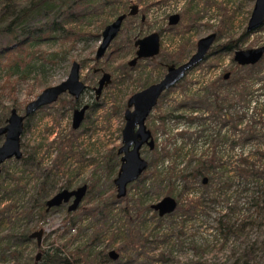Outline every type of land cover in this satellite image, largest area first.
Here are the masks:
<instances>
[{"label": "rangeland", "instance_id": "obj_1", "mask_svg": "<svg viewBox=\"0 0 264 264\" xmlns=\"http://www.w3.org/2000/svg\"><path fill=\"white\" fill-rule=\"evenodd\" d=\"M255 1L108 0L104 7L86 18L83 23L75 24L79 28H84L89 34L84 40L73 43L53 38L44 39L39 45L29 47L28 51L30 50L34 54L29 59L30 62L27 60L29 66L20 67V71L14 73L10 67L6 68L0 64V122L4 116H9L11 108L15 107L20 114H24L25 106L35 99L42 90L63 82L70 74L74 61L81 63V80L88 85L81 97L82 104H92L96 101L94 88L98 86V80L103 72L111 74V83L103 89L102 95L97 101L100 107L94 111H87V118L74 134L72 142L74 143V154H68L65 161L63 159L64 166L59 170L54 166L55 172L59 174L57 179L60 185L51 196L68 184L72 185L70 189H77L84 184L89 186V192L86 193L80 208L71 214L72 218L70 219L72 220L67 223L65 231L62 225L67 218L69 204L58 207L56 211L51 212L46 219L42 220L37 216V212H32L27 205L23 214L25 218L19 223L16 230H27L31 234L39 229H45L43 243L38 246V241L34 238L31 239L32 242L26 244L17 243V241L12 242L13 245L1 246L0 244V264L38 263L52 243L59 246L68 245L69 252L79 248L82 250L81 257L84 258L90 251L96 253L105 250L110 253L116 250L119 256L116 260L111 259L112 262L109 264H231L237 257L236 252L240 254L245 247L254 242H258V250L254 254L256 259H250L249 262L264 264V251L260 249L262 248L261 240H264V213L260 214L258 208H249L250 196L256 184L251 179L238 178L234 173L235 160L244 158L256 162L260 170H264V57L261 60L263 71L259 75L261 82L254 86L257 91L254 92L249 111L242 106L237 109L239 113L237 119L242 118V122L234 129L232 117L229 119L231 124L226 127L221 124L223 123L222 118H220L221 122L219 121L220 126L217 123L208 122L212 127V133L221 129V135L226 136V138L222 137L221 147L215 146L214 148L220 151L222 159L228 163V173L219 182L215 181L208 187L202 183L203 181L194 183L190 194L184 195L178 200V206L189 207L191 200L202 197L206 201L202 209H197L196 213H191L188 210L184 214L177 207L167 216H160L153 209L146 210L142 215L132 210L131 215L126 216L122 211L120 212L125 204L117 198L115 183L111 182L117 174L110 176L108 169L109 162L114 163V160L111 159L113 147L119 148L122 145L127 101L134 93L163 78L167 69L166 67L162 69L161 65L173 62L183 64L195 53L197 42L211 33L220 32L212 52L219 49L218 46L221 48L229 40H237L240 37L242 40L236 50L264 46V25L248 36H242L247 31ZM134 4L139 6L137 16L127 18L107 54L103 58L95 60L96 49L100 44L101 33L105 29V25L114 21L118 15L127 13L130 6ZM172 14L180 15L181 19L178 25L171 26L169 24ZM54 20H59V18L54 15L33 16L28 24L24 25L25 29L18 31L25 33L38 31L41 27H49ZM152 32H158L161 36L160 54L151 59H141L135 66H130L129 62L137 50L131 43ZM8 41L7 33L0 34L1 46L7 47ZM234 52V50L228 52L220 50L217 53H210L207 60L188 73L185 83L181 87H175L163 99L160 98V103L153 109L146 122L156 144H163L169 135H164L159 117L177 109L185 97L191 98L197 93H204L205 89L200 87L201 84L212 82L219 75L235 71L237 64L234 61ZM96 68L100 70L94 72ZM22 70H26V72L23 74ZM8 71H11L10 85L7 84L6 88H2L3 85H6L9 77ZM224 88L229 93L235 91V88L229 87V85ZM75 101L72 95L64 93L57 102L42 107L41 110L28 118L29 127L25 129L21 139L28 151L44 145L42 149L38 148L39 158L48 156L49 151H53L49 146L55 137L60 134L70 135L73 129L72 115L75 109L72 105L75 104ZM187 114L192 118L201 116L200 112L193 114L188 112ZM209 115L202 116L209 119ZM188 123L169 121L166 129L171 130L173 126L175 129L173 132H176L178 129H183ZM189 124L191 133L201 130L200 123ZM193 139L194 144L192 145L196 148L193 152L194 158L200 157L201 150L211 149L213 141L205 142L204 138H201L195 142L197 140L195 135ZM3 140L4 138L0 137V145ZM180 143L177 141L176 146ZM234 143L236 145H233ZM190 147L188 145L187 149ZM152 152L149 147L144 146L142 155L150 162L153 159ZM54 156L55 154L51 156L50 161H46L51 166H53ZM178 158L183 166L187 162L189 163L193 156L185 158L181 155ZM3 166L5 170L0 173V188L3 185L13 190L17 184L21 186L23 189L19 191L17 197L22 198L21 205H24V202L29 201L30 195H35L38 189V173L36 171L28 172L15 159L5 162ZM142 176L128 187L131 208H135L137 204L139 186L143 185L140 183ZM18 178L21 180L16 183ZM150 179L148 173L145 177L146 188L152 190L149 185ZM222 182H224L223 185ZM220 185L224 186L226 193ZM245 185L247 188L252 187V190H246ZM166 189L167 186L164 183L162 187L157 186L152 190L150 205L157 204V201L168 195L174 196L167 193ZM180 189L179 185L176 189L177 192ZM112 194L113 200L109 199ZM15 196V194L9 195L8 201L13 197L16 198ZM103 197H107L111 204H114L113 215H116V218L114 217L112 221L110 218L107 219L105 216L103 218L100 214L91 212L92 208L102 206ZM214 198H217L218 202L212 203L211 200ZM228 199L231 204L237 203L239 210L231 218L230 224H234L236 220L240 219L237 223L240 226L241 220L247 215H251L257 222L239 231V236L232 235L228 240H225V237L217 231L216 218L219 216L220 210L224 209ZM88 201L92 202L87 204ZM5 203L9 204L10 202ZM82 206L85 208L83 209ZM190 214H192L191 218L188 219ZM10 228L8 224L3 226L1 236L12 233L13 230ZM93 236H96L97 239L95 246L90 247ZM71 237L76 239L73 243H71ZM129 237L133 242H128ZM122 247L124 250L120 251ZM39 252H41V257L36 261ZM81 264H85V262Z\"/></svg>", "mask_w": 264, "mask_h": 264}, {"label": "trees", "instance_id": "obj_2", "mask_svg": "<svg viewBox=\"0 0 264 264\" xmlns=\"http://www.w3.org/2000/svg\"><path fill=\"white\" fill-rule=\"evenodd\" d=\"M107 3L108 0H0V34L7 33L9 35V45H7V47L0 45V64H3L6 68L10 67V69L14 73L15 71H20V67L26 68L29 66V59L34 56V54L31 53L30 50L28 51L29 47L39 45L44 39L53 38L55 40L71 41L73 43L79 40H84L86 35L89 34L86 33V30L84 28H79L75 24L83 23L86 18L96 13ZM38 15H54V17L59 18V20H54L49 27H41L38 31H28V33L18 31L19 29L24 30V25L28 24V21L33 16ZM60 17L62 18L61 21ZM250 33L246 31L242 36H248ZM241 40L242 37L237 40H229L227 43H225V45L221 46V48L220 46H218L217 48L219 49L214 50L213 52H211V54L217 53L220 50H224L227 52L236 50L239 47V43ZM134 43L135 42L131 43V45H134ZM27 60H29V62H27ZM170 64H163L161 65V67L162 69H164L163 67H166ZM261 64L262 61L251 66L236 65L237 69L231 72L228 80L225 79L224 75H219L218 78H216L214 81L208 82L206 84H201L200 87L205 89L204 93H197V95L191 98L185 97L183 99V102L179 103L177 109L172 112H166L164 115H161L159 117L160 125L164 131V135H169L163 142V144L158 145L155 143V150H153L152 152L153 159L149 162L148 170L145 171L142 179L140 180V183H142L143 185L139 186V193H137V197L140 199H136L137 204L135 208H131L129 204L130 197L127 194L124 199H120L125 204L124 208L120 209V212L122 211L124 215L130 216L131 211L135 210V213L142 215V213H144L146 210L152 209V205H150L151 203L149 201L151 200L150 194L152 193V190L157 188V186L162 187V184L164 183L167 186V189L165 191L176 196L177 198H175L178 201L184 195L190 194L191 190L194 188V183L200 181L202 182L205 178H207V183H202L206 184V186L208 187L215 181L219 182L221 179H223V176L227 175L229 167L228 163L224 162L220 155V151L214 148L215 146L221 147L222 137L226 138V136L221 135V129L216 133H212V127L209 126L208 122L217 123V125H219L220 118H222L223 123L221 124L222 126L226 127L231 124V122H229V119L232 117L234 119L233 129L242 122V118L237 119V115L239 114L237 109L242 107L247 108V110L250 109V105L253 102L252 97L254 95V92L257 91L255 90L254 86L261 82V78L259 76L263 71V67H261ZM21 72L24 74L26 70H22ZM10 74L11 71H8L9 77L6 81V85H3L2 88H6L5 86L10 85ZM185 80L175 85L174 88L168 90L161 97V99H163L164 96L167 95L170 91L175 89V87H181L183 83H185ZM226 85L235 88V91L233 93L226 92L224 88ZM90 105L91 108L89 110L93 111L97 110L100 107L97 101ZM72 106L76 109V107L78 106V102L75 101V104ZM173 112L178 113L174 114ZM188 112L192 114L200 112L201 116L192 118L188 116ZM206 114L209 115V119L203 117ZM9 116L6 115L1 119L2 121L0 122V127L4 126L7 123V119ZM206 120L208 121L206 122ZM169 121L186 124L188 122H197L201 124V130L199 132L191 133L189 131L190 124L188 123V125H185L183 129H178L176 130V132H173L175 130L173 126L171 130L166 129L167 123ZM28 127L29 119L25 123V129ZM155 129H157V127H155ZM76 132L77 130L73 128L70 135L63 136L62 134H60L59 136L55 137L54 141L49 146V148L53 149L54 152L50 150L48 156L40 158V152L38 151V148L42 149L44 145H41L38 148H32L31 151H28L27 146L22 142V152L24 153V155L21 160L15 161L17 163H21L26 168V170H28V172L31 171L32 173L36 171L38 173L37 179L39 186H37L38 189L35 195H30L29 201L24 202V205H21L22 198L20 199L19 197H17V195L23 188L21 186H18L17 184L16 187L12 190L1 185V246L13 245L12 242L15 241L22 244L32 242L30 239V235L32 233L29 234L27 230H16V228L19 227V223L25 218L23 214L27 209V205L32 212H37V216L40 218V220L46 219L51 212H54L58 209H48L46 203L47 200L52 197V193L56 191L60 185L57 179L59 174L55 172V167L57 170H59L62 166H64V161L66 160L67 155L70 153L74 154V143L72 142L73 138L75 137L74 134H76ZM206 133L208 135H205ZM194 135L197 137V140L195 142L199 141V139L201 138H204L205 142L213 141V143H211V149L201 150V153L199 155L200 157L197 158H194L195 155L193 153L196 150V148L192 145L194 144ZM177 141L181 142L178 146H176ZM188 145H190L191 147L187 149ZM233 145H236V143H234ZM118 150L119 149L117 147H113L111 159L114 160V163L110 161L108 168L110 171V176H113L114 174L116 175L119 172L118 170L121 165V160L120 156L118 155ZM54 154V160L52 161L53 166H51L46 161H50L51 156H53ZM181 155L185 158L187 156H193V158L189 163L187 162V164L182 166V162L178 161V157H180ZM235 164L236 167L234 168V173H236V176L238 178L244 180L251 179V181L256 184V186H254V190H252V187L247 188L245 185L246 190H252L249 208H258L260 209V214L264 213V170H260L258 165H256V162L250 161L248 158L235 160ZM4 170L5 169L3 166L1 172H3ZM148 173L151 177L149 185L151 186L152 190L146 188L147 182L145 181V177L148 175ZM16 180V183H18L21 179L18 178ZM113 181L114 179L111 180V182L114 184ZM223 183L224 182H222V185ZM179 185L181 186V189L177 192L176 189ZM222 185L220 186L226 193V190L223 188L224 186L222 187ZM71 187L72 185L68 184L63 186V189H70ZM88 192L89 186L87 194ZM13 194L16 195V198L13 197L8 201L7 197ZM113 194L109 199H114ZM201 198L191 200L189 207L179 205L178 209H181L184 214L188 210H190L191 213H196L197 209H202V206L206 204V201L203 198L201 200ZM109 199H107V197H103L102 206L92 208L91 212L93 214H100L101 216H103V218L104 216L107 219L110 218V221H112V219L116 216L113 215V209H115V207L114 204H111ZM5 202L10 203L8 204ZM91 202L88 201L87 204ZM211 202H218V200L217 198H214L213 200H211ZM82 208L84 209L85 206H82ZM238 211L239 210L237 207V203L231 204L230 199H228L224 209L220 210L219 216L216 218V222L218 223L217 231L225 237V240H228V238H230L232 235L239 236V231L257 222V220L254 219L251 215H247V217L241 220L242 222L240 226H238L237 224L240 219L236 220V223L230 224L231 218ZM73 212L75 213V211ZM73 212L69 210L67 212V218L62 225V227L65 228V231L67 230V223L69 222V220H72L70 218H72L71 214ZM191 215L192 214L189 215L190 217H188V219L191 218ZM7 224L10 225V229H12L13 231L10 234L1 236L3 226ZM70 239L71 243L76 240L74 237H71ZM96 239V236L92 237V244H90V247H93ZM128 242H133L131 241L130 237L128 239ZM261 242L262 248L260 249L264 251V240H261ZM257 246L258 242H254L250 246L248 245L247 247H245L240 254L239 252H236L235 254L237 257L231 264H252L249 262V260H253L254 258L256 259V257H254V254L255 251L258 250ZM67 247L68 245L65 244L59 246L52 243L50 244L49 249H47L46 253L43 255L42 260L38 263L33 264H81L82 262H85V264H109L110 262H112L109 253H107L105 250L96 253L90 251L86 255V258H84L81 257L82 250H80L79 248H76L75 251L69 252V250H67ZM121 250H124V248H120V251Z\"/></svg>", "mask_w": 264, "mask_h": 264}, {"label": "water", "instance_id": "obj_3", "mask_svg": "<svg viewBox=\"0 0 264 264\" xmlns=\"http://www.w3.org/2000/svg\"><path fill=\"white\" fill-rule=\"evenodd\" d=\"M252 10L247 27V32L249 33L261 29L264 25V0H256ZM138 12L139 6L131 5L127 13L118 15L114 21L105 25V29L101 33L100 44L96 49L95 60L101 59L107 54L109 47L121 32L124 22L128 17L137 16ZM180 19L179 14H172L169 18V24L171 26L178 25ZM217 37V33H211L201 38L196 44L195 53L189 60L179 65L175 63L168 65L167 72L159 82L134 93L127 101V108L124 112L125 124L122 130V145L118 148L121 165L113 181L116 186L118 199H124L128 194V187L134 184L148 170L149 160L143 157L142 150L144 146L149 147L152 151L155 150L154 136L146 124L153 109L159 104V100L165 92L185 80L190 71L196 69V66L207 60ZM134 46L137 50L135 56L129 62L130 66H135L141 59H151L158 56L162 49L161 36L158 32H152L150 35L137 39ZM234 55V61L238 66H251L259 63L264 57V46L235 50ZM81 68V63L74 61L68 77L63 82L42 90L35 99L25 106L24 114H20L15 107L11 108L7 123L0 127V137L4 138L3 143L0 145V173L5 162L11 159H22L24 153L22 152L21 139L25 132V123L28 118L41 110L42 107L57 102L64 93L72 95L76 100L83 96L88 85L81 80ZM99 70L96 68L94 72ZM229 76L230 72L224 75L227 80ZM97 83L98 86L94 88L96 101L100 99L103 89L111 83V74L103 72ZM89 108L90 105L88 104L76 107L72 115V128L77 130L82 126ZM207 180L205 178L204 182L206 183ZM87 190V185L79 186L77 189H62L47 200L46 206L50 209L69 204L68 210L71 212L76 211L80 208L81 202L87 195ZM177 207L178 201L171 195L163 197L157 201V204L152 205V209L159 213L160 216L171 214ZM44 234L45 229H39L30 235V239L36 238L38 246H41ZM109 255L112 260H116L119 256L116 250L111 251ZM40 257L41 252L38 253L36 261Z\"/></svg>", "mask_w": 264, "mask_h": 264}, {"label": "flooded vegetation", "instance_id": "obj_4", "mask_svg": "<svg viewBox=\"0 0 264 264\" xmlns=\"http://www.w3.org/2000/svg\"><path fill=\"white\" fill-rule=\"evenodd\" d=\"M234 51H235V50H234ZM211 52H212V51H210V53H211ZM210 53L208 54V57H209V55H211ZM234 56H235V55H234ZM208 57H207V58H208ZM190 58H191V57H190ZM190 58H189V59H190ZM189 59H188V60H189ZM175 64H176V63H175ZM177 65H179V64H177ZM199 65H200V64H199ZM167 66H168V65H167ZM167 66H166V69H167ZM196 67H197V66H196ZM230 73H231V72H230ZM224 75H225V74H224ZM226 80H227V79H226ZM75 100H76V99H75ZM95 100H96V98H95ZM76 101L78 102V106H77V107H81V106H83V105H87V104L90 105L89 103H87V104H82V103H81V98H80L79 100H76ZM90 108H91V105H90ZM90 108H89V109H90ZM74 110H75V109H74ZM73 112H74V111H73ZM207 181H208V180H207ZM203 182H204V181H203ZM204 183H205V182H204ZM206 183H207V182H206ZM48 209H49V208H48ZM50 209H51V208H50Z\"/></svg>", "mask_w": 264, "mask_h": 264}]
</instances>
